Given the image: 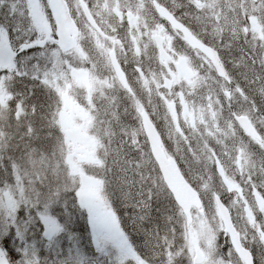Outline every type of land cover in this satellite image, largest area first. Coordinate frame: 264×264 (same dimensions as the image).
I'll use <instances>...</instances> for the list:
<instances>
[{"label":"snow or ice","instance_id":"obj_1","mask_svg":"<svg viewBox=\"0 0 264 264\" xmlns=\"http://www.w3.org/2000/svg\"><path fill=\"white\" fill-rule=\"evenodd\" d=\"M0 264H264V0H0Z\"/></svg>","mask_w":264,"mask_h":264}]
</instances>
